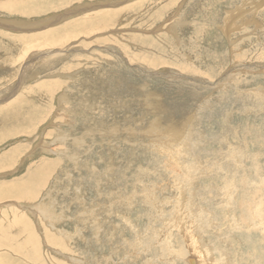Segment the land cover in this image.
<instances>
[{
	"label": "rangeland",
	"instance_id": "1",
	"mask_svg": "<svg viewBox=\"0 0 264 264\" xmlns=\"http://www.w3.org/2000/svg\"><path fill=\"white\" fill-rule=\"evenodd\" d=\"M12 1L0 264H264V0Z\"/></svg>",
	"mask_w": 264,
	"mask_h": 264
},
{
	"label": "bare ground",
	"instance_id": "2",
	"mask_svg": "<svg viewBox=\"0 0 264 264\" xmlns=\"http://www.w3.org/2000/svg\"><path fill=\"white\" fill-rule=\"evenodd\" d=\"M28 1H30V0H13L12 1V3L11 4H16L17 6H18V8H21V7H23V6H25L26 5V7L28 8L29 6H31V5H34L33 3L34 2H37V1H39V0H32L31 1V3H28ZM44 1H46V0H44ZM123 1H125V0H123ZM52 2V1H51ZM46 4V3H45ZM103 4H106V3H103ZM115 3H111V5H114ZM55 5V4H54ZM79 5V4H78ZM104 6V5H103ZM24 8V7H23ZM102 8V7H101ZM88 9V8H87ZM29 10H32V9H30V7H29ZM76 10V9H75ZM75 10H73V12L75 11ZM67 11V10H66ZM65 11V12H66ZM71 11H72V9H71ZM234 11V10H233ZM233 11H231V12H233ZM68 12V11H67ZM103 11H101V12H99L98 14H97V18L95 19V16H94V18H92V17H90V18H82V19H79V20H77V21H73L72 23H69V24H66V27H64V28H61V29H56V30H53V31H49V32H47V33H45V36H44V39L46 40V41H49L50 42V44L52 45V46H60L63 42H65V41H67L68 39H71L72 37H75L76 35H78V34H83V33H90V32H95V31H98V30H101V29H103V28H101L100 27V25H99V22H98V18L100 19V14L102 13ZM70 14H72V13H70ZM74 14H76V12L74 13ZM73 14V15H74ZM116 14V12H107V13H105L103 16H102V18H103V20L104 21H112L113 20V18H114V15ZM63 16H65V18L66 17H68V16H71V15H69V12L68 13H64V15ZM55 18V17H54ZM48 19H50V18H48ZM47 19V20H48ZM63 19H64V17H63ZM94 19H95V23H94ZM53 21H54V19H53ZM101 21V20H100ZM57 22V21H56ZM101 23H103L102 21H101ZM56 24V23H55ZM32 27H35V28H32ZM37 26H34V25H32V26H29V28H23L22 30H27V31H38L37 29ZM92 30V31H91ZM58 33V36H56V34ZM57 37V38H56ZM37 41V40H36ZM32 44H35V43H32ZM31 44V45H32ZM47 50V49H46ZM40 52V51H39ZM44 52H45V50H44ZM48 51H46V53H47ZM38 54H40V53H38ZM40 55H42V52H41V54ZM34 60V59H33ZM186 77V76H185ZM24 83V82H23ZM16 92H17V90H16ZM23 95V94H22ZM20 97L21 96H19V98H17L16 97V99L14 100V101H16V100H18V99H20ZM23 97V96H22ZM23 99V98H22ZM25 99V98H24ZM23 101V100H22ZM25 101V100H24ZM23 101V102H24ZM14 109V108H13ZM37 110V109H36ZM22 113H23V111H22ZM19 114H21V113H19ZM37 114V113H36ZM24 116V115H23ZM31 117V116H30ZM34 117H35V115H34ZM33 117V118H34ZM29 118V117H28ZM32 118V117H31ZM52 163V162H51ZM44 172V171H43ZM11 189H7V190H5L6 192H8V191H10ZM1 193H2V191H0ZM4 192V191H3ZM3 194V193H2ZM1 194V195H2ZM7 196H9V195H7ZM11 196H13L12 194H11ZM4 198V197H3ZM19 224L21 223V222H18ZM202 248V247H201ZM204 249H206V248H204ZM206 252V251H205ZM203 253V252H202ZM200 259V258H199ZM195 260V261H194ZM189 261L190 262H192L193 264H196V259H194V257H191V258H189ZM199 261H201V260H199ZM210 262V261H209ZM212 263V262H211ZM215 263V262H214Z\"/></svg>",
	"mask_w": 264,
	"mask_h": 264
}]
</instances>
